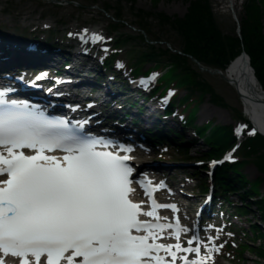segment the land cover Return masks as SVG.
Wrapping results in <instances>:
<instances>
[{
  "label": "snow or ice",
  "instance_id": "obj_1",
  "mask_svg": "<svg viewBox=\"0 0 264 264\" xmlns=\"http://www.w3.org/2000/svg\"><path fill=\"white\" fill-rule=\"evenodd\" d=\"M87 36L85 30L82 42ZM7 95L0 90V254L19 264H207L201 247L216 252L209 247L213 238L202 244L193 235L182 246L188 229L179 224L176 206L153 196L162 185L131 179V148L37 115ZM56 152L63 155L48 154ZM132 183L148 198L147 211L130 198ZM160 209L171 210L173 222H162L168 218ZM165 238L176 243L158 242Z\"/></svg>",
  "mask_w": 264,
  "mask_h": 264
},
{
  "label": "rangeland",
  "instance_id": "obj_2",
  "mask_svg": "<svg viewBox=\"0 0 264 264\" xmlns=\"http://www.w3.org/2000/svg\"><path fill=\"white\" fill-rule=\"evenodd\" d=\"M196 1L198 0H135L134 4L130 5L125 2L119 3L117 0H0V9L3 8V12H0V17L3 19L8 18L11 23L10 26H14L11 28L6 26V29L9 30H12V28H24L22 22L30 25L34 22L33 25H31L32 27L48 28L54 30V32H63V35L66 31H72L82 26H90L105 33V29L113 24L112 17L116 15L117 10H119L121 22L119 24L115 23L119 36L138 39L140 38V34H138L137 31L140 28L138 27L139 24L136 16L138 11H142L149 16L146 18V29L149 34L145 35L146 38L148 37V42L154 43L155 48L163 51L167 50V44L169 49H171V52H168L173 54L174 52H180L182 49L180 38L176 31L169 25L160 24L157 16L163 15L171 20L174 18L183 19V17L187 15L190 4ZM206 1L209 4L214 24L220 34L223 36L237 37V27L240 25L243 16V4L247 0H232L234 6L239 5L235 10L230 9L231 6L228 3L231 0ZM20 11L29 12L32 19L27 22H24V19H17V21L13 22L14 14ZM130 44L132 46L136 45L138 48H146L144 40L138 39ZM143 50L146 51L145 49ZM123 56L124 55L120 58L123 59ZM147 69L148 68L145 67L144 71ZM191 69H193L192 71L197 75L198 81L203 83V85H208L214 91L217 98H219V102L223 105L219 106L220 108L213 106L209 102V96L207 95L208 97H206L205 101L198 107L196 125L201 126L211 121H214L216 125H236V118L243 116V108L235 92L219 77L210 74L213 72L211 70L214 69L206 67L205 69L210 71V73L200 71L195 65H193ZM183 96L184 92L180 93L175 103H178ZM241 172L249 181H254L259 177L258 172L251 165L244 167ZM260 191L264 194V180L261 183ZM202 199L203 197L197 196L191 201L194 203L196 201V204H200L199 201H202ZM230 199L234 205L239 204L236 196ZM191 201H188L189 204H192ZM250 208V210L255 213V207L252 206ZM245 219V221L242 219L235 224H232L234 219H231L230 224H232L237 231L242 228L244 232H247V227L249 225L261 224L257 214L251 213L247 215ZM225 238L228 239V243H234L235 245L249 240L240 235L234 238L223 234V239ZM255 247H260L264 251V242L261 240L255 242ZM225 259L227 258L224 256L223 260ZM220 261L221 260H219V262ZM242 263L264 264V261L259 258L255 252H251L244 254ZM223 264H227V262Z\"/></svg>",
  "mask_w": 264,
  "mask_h": 264
},
{
  "label": "trees",
  "instance_id": "obj_3",
  "mask_svg": "<svg viewBox=\"0 0 264 264\" xmlns=\"http://www.w3.org/2000/svg\"><path fill=\"white\" fill-rule=\"evenodd\" d=\"M119 2L123 0H118ZM133 5L135 0H124ZM243 16L240 21V37H229L220 34L216 28L211 14L209 4L206 0L196 1L190 4L187 15L183 19L174 18L171 20L163 15H158L160 24L169 25L176 31L181 42V54L190 56L205 67L224 71L230 61L238 57L242 52L249 58L250 67L254 72L255 79L264 91V0H247L243 5ZM147 14L142 11L137 12L138 26L146 34H149L146 27ZM149 17V16H148ZM115 29L111 27V31ZM129 40H121L120 44L127 45ZM146 52L133 54L128 52L129 56L135 57V66L140 67L145 63H151L154 68L167 69L168 71L161 80L160 86L168 88L174 85L176 88L184 89L187 96L182 100V106L186 107L189 102H195L201 99L203 95L210 93L212 102L216 106H223L210 87L203 85L198 81L197 75L192 71L191 63L184 56L171 54L167 50H157L154 47L147 46ZM160 89V88H159ZM198 101V100H197ZM194 111L187 116V124H190L194 118ZM230 131L228 129H220L214 131L210 137H207L206 144L210 153L209 158H217L222 148L230 142ZM241 157L245 160H252L258 172L264 176V139L256 136L249 139L241 150ZM228 167H224L217 173V177L227 176ZM233 183L242 191L240 197H248L258 195L257 184L248 183L245 178L238 173L236 167L232 169ZM220 187L227 188L221 181ZM232 186V183L228 184ZM249 187V190L246 189ZM232 188V187H231ZM243 206H248L243 202ZM256 208L261 212L264 218V202H256ZM243 210V209H241ZM257 231L258 228L253 226ZM264 239V235L260 234ZM258 255L264 260V251L258 252Z\"/></svg>",
  "mask_w": 264,
  "mask_h": 264
},
{
  "label": "bare ground",
  "instance_id": "obj_4",
  "mask_svg": "<svg viewBox=\"0 0 264 264\" xmlns=\"http://www.w3.org/2000/svg\"><path fill=\"white\" fill-rule=\"evenodd\" d=\"M228 4L231 6L230 9L232 10H235V8L239 6H234L232 0ZM0 12H3V8L0 9ZM17 19H24V22H27L32 18L29 12L20 11L14 14L13 22L17 21ZM33 23L31 25H33ZM10 24L8 18L3 19L0 17V25L10 26ZM22 25L31 26L30 24H24L23 22ZM0 67L2 69L5 68V64L1 60ZM214 75L219 77L235 92L243 108L244 115L252 122L260 134L264 136V94L259 89L248 61L242 57H238L230 63L224 72ZM104 95L107 99H110L109 94Z\"/></svg>",
  "mask_w": 264,
  "mask_h": 264
},
{
  "label": "water",
  "instance_id": "obj_5",
  "mask_svg": "<svg viewBox=\"0 0 264 264\" xmlns=\"http://www.w3.org/2000/svg\"><path fill=\"white\" fill-rule=\"evenodd\" d=\"M241 57L247 60V57L244 54ZM191 61H192V63H194L195 65H197L199 67V64L195 60L191 59ZM201 70L206 71L207 73H210V71H208V70H205V69H201ZM213 73L220 74L217 71H214Z\"/></svg>",
  "mask_w": 264,
  "mask_h": 264
}]
</instances>
